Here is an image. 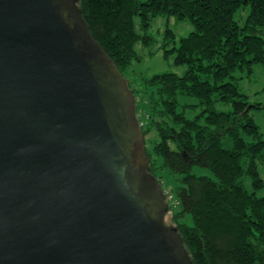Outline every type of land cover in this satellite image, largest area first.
I'll return each mask as SVG.
<instances>
[{
    "label": "water",
    "instance_id": "1",
    "mask_svg": "<svg viewBox=\"0 0 264 264\" xmlns=\"http://www.w3.org/2000/svg\"><path fill=\"white\" fill-rule=\"evenodd\" d=\"M76 1L0 0V264H193Z\"/></svg>",
    "mask_w": 264,
    "mask_h": 264
},
{
    "label": "trees",
    "instance_id": "2",
    "mask_svg": "<svg viewBox=\"0 0 264 264\" xmlns=\"http://www.w3.org/2000/svg\"><path fill=\"white\" fill-rule=\"evenodd\" d=\"M76 6L134 95L148 171L160 184L173 181L175 206L165 214L172 225L165 224L180 233L192 263L264 264V196L257 195L264 187V136L250 113H264V104L250 103L234 76L264 67V0H77ZM158 16L193 27L179 39L165 27L157 45L164 59L185 66L181 75L134 72L141 61L136 45L157 43L147 30ZM196 166L209 175L195 173Z\"/></svg>",
    "mask_w": 264,
    "mask_h": 264
},
{
    "label": "rangeland",
    "instance_id": "3",
    "mask_svg": "<svg viewBox=\"0 0 264 264\" xmlns=\"http://www.w3.org/2000/svg\"><path fill=\"white\" fill-rule=\"evenodd\" d=\"M247 12L246 10H240L234 14V19H242ZM242 15V16H241ZM138 21V20H137ZM136 21V25H137ZM165 27L170 28L177 36V39L184 37L193 30L190 22L186 20H178L175 17H161L158 16L151 22V26L147 30V33L152 35L157 43L140 49V45L137 44L136 48L141 56V61L134 65V72L138 76H150L154 73L162 72H174L178 75L183 74L185 66L174 65L172 58L164 59L162 50L158 49V44L162 38V33ZM236 85L241 93H244L250 103H261L264 104V67L261 64L253 66L251 73H240L234 74ZM219 107V106H218ZM227 107V106H226ZM251 116L254 122L258 125L260 132L264 136V113L263 109H252ZM141 124V122H140ZM194 172L197 174H208L207 169L201 167H194ZM259 172L261 177L264 179V165H259ZM167 183L161 182L163 192L166 195L167 203L175 206V198L172 195L170 185L173 181L166 178ZM258 196H264V187L257 192ZM165 222L172 225L170 212L165 217Z\"/></svg>",
    "mask_w": 264,
    "mask_h": 264
},
{
    "label": "clouds",
    "instance_id": "4",
    "mask_svg": "<svg viewBox=\"0 0 264 264\" xmlns=\"http://www.w3.org/2000/svg\"><path fill=\"white\" fill-rule=\"evenodd\" d=\"M137 115V114H136ZM138 117V116H137ZM139 120V119H138ZM140 122V121H139ZM166 200H167V198H166ZM168 207H169V204H168Z\"/></svg>",
    "mask_w": 264,
    "mask_h": 264
}]
</instances>
